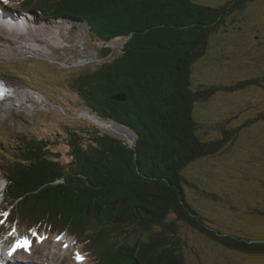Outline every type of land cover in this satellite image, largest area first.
I'll list each match as a JSON object with an SVG mask.
<instances>
[{
	"label": "trees",
	"instance_id": "obj_1",
	"mask_svg": "<svg viewBox=\"0 0 264 264\" xmlns=\"http://www.w3.org/2000/svg\"><path fill=\"white\" fill-rule=\"evenodd\" d=\"M214 1L210 6L193 0L9 1L16 10L38 12L48 20L64 16L80 21L101 54L99 67L90 71L86 66L63 71L26 63L15 72L20 82L32 88L37 81L57 101L88 108L136 139L112 138L75 113L65 121L49 114L55 121L45 127L37 121L43 112L33 121L18 114L31 132H11L15 143L10 145V139L6 147L2 142L12 153H0V176L6 181L0 210L8 213H2L0 231L12 235L16 228L51 242L55 236L71 237L66 261L76 252L80 264H194L184 254L191 248L188 233L219 251L263 258L264 264V200L261 209L254 206L264 196V144L244 146L254 125L264 122V38L250 36L247 49L243 40L229 39L222 47L214 41L226 17L241 13L251 21L253 6L257 15L264 14L257 5L264 1ZM217 47L229 64L239 66L237 74L222 75L219 71L226 67L215 68L198 74L205 82L196 84L195 67L210 64L207 56ZM249 56H259V68L245 65ZM243 93L256 94V100L234 112L213 109L204 120L195 112L220 95L227 102ZM247 109L252 114L245 124L239 112ZM61 147L64 155L58 152ZM237 150L243 167L222 176V192L208 191L218 186L205 182L218 176L212 162L225 168V159ZM247 153L255 158L247 159ZM245 184L254 196L243 204ZM192 195L194 202L188 199ZM229 197L241 199V205L232 207L234 218L245 216L250 222L255 216L257 223L239 232L208 216L219 206L227 208Z\"/></svg>",
	"mask_w": 264,
	"mask_h": 264
},
{
	"label": "rangeland",
	"instance_id": "obj_2",
	"mask_svg": "<svg viewBox=\"0 0 264 264\" xmlns=\"http://www.w3.org/2000/svg\"><path fill=\"white\" fill-rule=\"evenodd\" d=\"M193 1H195L199 4L205 3L204 5H206V6H210L207 4H214V2H215L214 0H203V2H202V0H193ZM257 5L259 8L262 6L264 7V4H262V3H258ZM211 6L215 7L216 5H211ZM258 13H259V9L255 6H253V8H252V18L253 19L251 21H248L247 19H243L244 15L241 13H239V14L235 13L231 17L230 16L226 17L224 27L221 28L217 32V35L215 36L214 41L218 42V45L220 47H222L224 42H226V40H229V39H232V40L234 39L235 41L236 40L237 41L243 40L242 43L247 45L245 49L250 48L251 43H252V40H248V38H250V36L253 37V39H255V40L260 38V37L262 39L264 38V34H263L264 33V20L260 23V18L264 14L257 15ZM10 20H11V17L9 16L8 12L6 10H3L0 14V24L4 28L3 42H7V43H9V42H22V41H18L16 38L11 39V36H12V34H17L19 32L25 33L26 32L25 28H24V30H21L20 29L21 27L15 28L13 26L14 23H11ZM65 22L66 21H63L62 23H65ZM11 25L13 27H10ZM57 26H60V27L54 28L51 32H49V33H56L52 36V38H50L51 41H50V45H49L52 47V51H54V52L51 51L50 53H45V49L40 48V46L38 45L37 50L23 51L22 52L23 54L20 56V58L18 57V59H16V58H14L13 60L8 59L7 61L0 59V65L3 64L4 66H6L10 69V68L14 67L13 66L14 64L12 62L25 61L21 67H24L26 63H33V65L37 66L39 69H42V67H45L47 69V66H49L51 69H58V70L65 69L64 67L56 64L57 59L60 58L58 60L60 63H64L65 61H67L66 64H68L70 66V65H74V63L77 62V64H79V65L86 66L85 70H87V71L98 68L100 65L98 63H99L100 55H101L97 49L98 45L97 46L94 45V47H93L92 45L94 43H92V40L90 38L85 39L83 35L78 34V33L70 34L67 32L68 28H66L62 25H57ZM165 31L166 30H163V34ZM42 32H46L44 27H39L37 25H33L32 29H31L32 36H37L38 34H40ZM40 36L43 38L46 35L40 34ZM157 36H159V35H157ZM161 36H162V34H161ZM38 39H39V42H41V39L40 38H38ZM250 39H252V38H250ZM229 42L230 41H228V43ZM22 46H25V45L19 44V47H22ZM27 47L30 49V46H27ZM263 48H264V46H263ZM94 51H95V55H92L91 53ZM63 52H64V54H61ZM65 54H70L71 56L69 57V55H65ZM37 57H43V58H37ZM210 57H211L210 64L205 62L202 64H198L195 67V71H194L195 73L193 75L196 77L195 78L196 84H201V83L205 82V80L202 79L201 76L198 77V74L205 76V75L209 74V72H211V69H215V68L226 67V68L219 71V74H222V75L223 74H229V73H232V75L237 74V69L239 66H237V65L232 66L231 64H229L227 62V59L225 58V56L222 54V52H220L219 47L213 49L210 52V54H208L207 58H210ZM258 57L259 56H249V59L246 60L245 65H247V67H251L252 69L259 68V64H261V62H258V60H259ZM30 58H33V59L26 62ZM48 63H50V64H48ZM208 64H209V66H208ZM73 67L75 68L76 66H73ZM227 68H229L230 71ZM33 69H34L35 73L38 71L36 68H33ZM3 70H4V68H3ZM212 72L217 73V70H212ZM260 73H261V71L258 70V74H260ZM33 80H35V78H33L32 81ZM212 80H213V78H212ZM212 82H215V81H212ZM32 83H34L33 84L34 86H32V88H30V89H32L36 92L39 91L40 94L44 95L49 100L51 99L50 101H51V104H53V105H47V104H45V106L41 105V106L36 107L32 111L31 110L28 111L27 109H23V108L19 107L18 105H16V107L11 106L12 109L10 110V113L8 115L4 116L3 121L0 124L1 125L0 126V139L4 143H7V141L10 140V133L11 132H13L15 134L16 133H25L26 134V133L31 132L30 131L31 128L30 127L27 128L24 125V123L18 118V114H19V116H21V114H23V115L26 114V115L30 116L32 121H33L35 119L34 117L41 112H43L45 115L39 116L37 121L42 122L44 124V127H45V125H49V126L53 125V123L55 121L54 118H50V116H47L49 114H53V113L57 114L60 117H62V118H58L59 120L65 121V119L66 120L71 119L72 115L75 113L80 120L89 121L90 123H93V125H96L98 128H100L102 131H104L108 136H110L112 138L128 139L129 137H131V138H133V141H135V139H136L135 135L133 133H131L128 129H125L122 126H120V127H117L119 132H111L109 130H106L102 127L103 124H101V125L96 124L94 121H92L90 118H88V113H90V112L87 111L86 109H82V108L81 109H74V107L72 105L70 106L69 104H65V103L63 104V102H61L63 100L57 101V99H58L57 97H54L53 95H49V94L47 95L45 91H42L39 82L33 81ZM215 83L220 84L219 82H215ZM228 83H229V80L223 84H228ZM209 84H210V82H209ZM21 87L25 88L24 86H21ZM25 89H27V88H25ZM253 95L255 96L256 94L250 95L249 93H243L240 97H238V98L237 97H231V100L225 102L224 97H221V95L218 96V94H217L216 96H218V97L213 98L212 99L213 101H209L210 102L209 107H206V106L200 107L199 106V108L195 109V112H197L198 118L200 120H204V118L208 114L213 112V109H216V108H218V110L220 112H223V113L224 112H234L237 110L236 109L237 106H243V104L244 103L246 104V102H248V101L252 102V101L256 100ZM260 100H261V105H264V93H261ZM59 102H61V103L59 104ZM17 107H19L20 109ZM259 108H261V107H259ZM262 108L261 109L264 110V107H262ZM62 110L65 112H63ZM68 113H70L71 115H69ZM239 113H240L241 118H244L243 122L245 124H247V122L251 118L250 114H252V111L247 109L246 112H239ZM227 116L229 118H231V115H227ZM227 116H225V118H224L225 122H228ZM231 127H232V125L230 126V128ZM251 131L253 132V134L250 135V132H249V136H248L244 146H248V145L255 143V148H256L260 144H264V141L260 139V138L264 137V122L263 121L257 122V124L254 125V127L252 128ZM240 136H241V132H240ZM12 137L14 138V137H16V135L11 136V138ZM238 147L242 148L241 146H238ZM260 150L264 152V149H260ZM3 151L5 153H8V154L12 153V150H10V149H4ZM63 151L64 150L62 147L60 149H58V152L61 155H64ZM240 154H241L240 150H237L234 153L232 151V153L228 156V158L225 159L228 162V165L225 166V168H223V167L217 168L219 163H220L219 161H213L212 162L210 167H211V169H213L214 173L218 174V176L216 178H212V179L210 178L209 181H205V182L215 183L218 186L214 187L208 191L212 192V190H213V192H215V193H220L223 191V186L219 187V185H221L223 183L222 182V176L223 177H229V174L231 172H238V169L242 168L243 165L245 164L244 160L241 159ZM252 158H255V157H252L251 153H247V159L252 160ZM261 165L264 168V162H262ZM198 171L199 170L196 169V172H198ZM220 171H221V173H220ZM210 174H211V172H210ZM3 188H4V181H0V192ZM237 191H238V188L236 187V193H237ZM252 191H254V189L251 187V185L245 184L244 192H243L244 194L242 193L243 196H245L244 198L242 197V200L244 201L243 204L251 202V197L254 196ZM190 192H191V194L193 193V191H190ZM192 196L188 197V199L191 201H193L192 199L195 198L196 195H192ZM261 196H263V192L260 193L259 197H261ZM263 200H264V196H263L262 200H261V198H258V203H254V206H256L258 209H261V207L263 205ZM1 201H2V197L0 196V202ZM228 201L230 203H229V206L228 205L226 206L227 208H223L222 206H219L220 210L218 209V210H216V212L211 213V215H208V216L213 217V219H215L217 222L224 223L226 226V227L224 226V228L228 229L229 227H232L234 229H237L239 232L245 231L246 228L248 227V225H250L248 223H251V224L257 223V222H255L256 221L255 216H252L253 222L251 219L249 222L245 216L242 217L245 220L234 218V215L232 214L233 213L232 207H234L235 205H241V199H238L237 197H235V201H234L232 199V197L231 198L229 197ZM192 205H194V204H192ZM214 208H212V209H214ZM262 211L264 212V210H262ZM225 215H227V216L225 217ZM224 231H227V230H224ZM17 234H18L17 239L12 242V240H10L9 237H5V234L2 231H0V240L3 241L6 244V246H8V248H10V247L14 248V246L18 247L17 248V257L20 261H22L23 264H28L29 261H32L31 262L32 264H42V263H45V264H75V261L77 264L82 263L83 259L79 258V254H77L76 252L74 253V256H73L74 259H70L69 261H67L65 263V261L67 260V258L69 256V252H70L67 248L72 243L70 241L71 240L70 238H67L64 242L61 239L57 240L60 237H56L55 240L53 242H51V241H48V238L44 237V236L37 238V239L36 238L31 239V237L27 236L25 234V232H23V233L17 232ZM186 240L191 245V248L188 246V248L184 249L185 258L187 260L194 261V264H259V263L263 264L262 263L263 258H259L256 256H247L244 254H237L236 252L231 251V250L225 251V252L223 250L219 251V249H220L219 247H217L214 244L212 245L211 243H209L206 240H203L202 238H200V236L198 237L197 235H194V234L192 235V233L187 234ZM27 241L31 242L32 245L30 244L27 246V248H23L25 246L24 242H27ZM10 243H13V244L10 245ZM27 252H29V254H28L29 256L26 254ZM47 258H49V260H50L49 263L47 262ZM213 258H216V261L213 262Z\"/></svg>",
	"mask_w": 264,
	"mask_h": 264
},
{
	"label": "bare ground",
	"instance_id": "obj_3",
	"mask_svg": "<svg viewBox=\"0 0 264 264\" xmlns=\"http://www.w3.org/2000/svg\"><path fill=\"white\" fill-rule=\"evenodd\" d=\"M13 27V26H10ZM16 28V26H14ZM20 28V27H19ZM25 27H21V30H24ZM30 29V26L25 29ZM2 25L0 24V31H2ZM37 34V33H36ZM45 34V37L36 36L37 38L41 39V42L36 43L35 37L31 36L27 39H25V43L27 46H30L31 48H36L38 45H43L42 47H46V45L49 44L51 41L50 38H52V33H42ZM22 39V38H21ZM28 47H21L17 51H14L11 46L8 45V43L0 42V59L8 60V59H14L20 57L23 53V51H31ZM16 98L14 101H11L9 103H6L2 106L0 110V124L3 121V118L5 115H8L10 113V110L12 109L11 106L18 105L19 107L23 109L33 110L38 106L45 105L48 102L40 97L39 95L35 94L33 91H30L25 88H21L20 86H16ZM12 112V111H11ZM85 112V111H84ZM93 121H99L100 124H103L102 121H100L97 117L91 116ZM102 127L106 130H109L111 132H119L117 127L113 125L103 124ZM122 132V131H121ZM15 247L14 248H8L5 243H0V264H19L22 263L17 257V254H15ZM47 262L49 263L50 260L47 258Z\"/></svg>",
	"mask_w": 264,
	"mask_h": 264
},
{
	"label": "water",
	"instance_id": "obj_4",
	"mask_svg": "<svg viewBox=\"0 0 264 264\" xmlns=\"http://www.w3.org/2000/svg\"><path fill=\"white\" fill-rule=\"evenodd\" d=\"M114 100H117V101H124L125 99H121V98H118V97H116V98H114ZM47 105H53V104H51V102L49 101V100H47ZM45 106V105H44ZM63 111V110H62ZM63 112H65V111H63ZM92 115H90V114H88V118H90L92 121H93V119H92V117H91ZM100 121H102L103 122V124H108V123H106V121H104V120H101V119H99ZM96 124H99V125H101L100 123L101 122H99V121H94ZM94 123V124H95ZM109 125V124H108ZM128 140H130V141H132L133 140V138H131V137H129L128 138Z\"/></svg>",
	"mask_w": 264,
	"mask_h": 264
}]
</instances>
